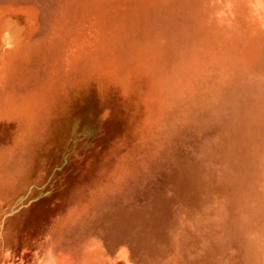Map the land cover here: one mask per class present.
Instances as JSON below:
<instances>
[{"label": "rangeland", "instance_id": "1", "mask_svg": "<svg viewBox=\"0 0 264 264\" xmlns=\"http://www.w3.org/2000/svg\"><path fill=\"white\" fill-rule=\"evenodd\" d=\"M0 264H264V0H0Z\"/></svg>", "mask_w": 264, "mask_h": 264}, {"label": "bare ground", "instance_id": "2", "mask_svg": "<svg viewBox=\"0 0 264 264\" xmlns=\"http://www.w3.org/2000/svg\"><path fill=\"white\" fill-rule=\"evenodd\" d=\"M170 1H171V0H170ZM53 6H54V5H53ZM51 7H52V6H51ZM58 11H59V10H58ZM49 15H50V14H49ZM66 20H67V18H66ZM66 20H65V21H66ZM81 20H82V19H81ZM57 21H58V20H57ZM63 22H64V21H63ZM72 22H73V21H72ZM77 23H78V22H77ZM81 24H82V23H81ZM170 25H171V24H170ZM66 26H67V25H66ZM68 26H69V25H68ZM68 26H67V27H68ZM73 32H74V31H73ZM152 41H153V40H152ZM151 43H152V42H151ZM153 43H154V41H153ZM150 47H152V46H150ZM146 48L148 49V47H146ZM144 49H145V47H144ZM146 51H147V50H146ZM146 51H145V52H146ZM153 52H154V51H153ZM199 53H200V52H199ZM143 54H144V53H143ZM147 54H149V52H147ZM201 54H202V52H201ZM145 55H146V54H145ZM149 57H150V56H149ZM146 58H147V57H146ZM193 58H194V57H193ZM140 59H141V58H140ZM142 59L144 60V58H142ZM145 60H146V59H145ZM141 61H142V60H141ZM147 61H148V60H147ZM193 61H194V60H193ZM143 62H144V61H143ZM143 62H142V63H143ZM197 62H199V61H197ZM191 63H192V61H191ZM190 65H191V64H189V66H190ZM148 66H149V65H148ZM193 67H194V66H193ZM193 67H192V68H193ZM203 67H204V65H203ZM150 68H151V67H150ZM231 68H232V67H231ZM185 69H187V68H185ZM185 69H184V70H185ZM151 70H152V69H151ZM187 70H188V69H187ZM188 71H189V70H188ZM172 72H173V71H172ZM191 73H192V72H191ZM225 73H226V72H225ZM209 74H210V73H209ZM229 74H230V73H229ZM175 76H178V75H175ZM210 76H211V75H210ZM200 77H201V76H199V78H200ZM134 78H135V77H134ZM136 78H137V77H136ZM212 78H213V77H212ZM174 79H175V78H174ZM200 79H201V78H200ZM179 80H181V79H178V81H179ZM129 82H130V81H129ZM205 82H206V81H205ZM214 82H215V81H214ZM217 82H218V81H217ZM223 82H224V81H223ZM223 82H222V83H223ZM207 83H208V81H207ZM173 84H174V83H173ZM195 84H196V83H195ZM195 84H194V87H195V86L197 87V85H195ZM214 84H215V83H214ZM174 85H175V84H174ZM174 85H173V86H174ZM178 85H179V84H178ZM178 85H177V86H178ZM211 85H212V84H211ZM215 85H216V84H215ZM179 86H183V85H181V83H180ZM175 87H176V85H175ZM204 87H205V86H204ZM204 87H203V88H204ZM217 87H220V86L218 85ZM173 88H174V87H173ZM173 88H172V91H173ZM183 88H184V87H183ZM199 89H200V88H199ZM218 89H219V88H218ZM176 90H178V88H177ZM196 90H197V89H196ZM201 90H203V89H201ZM187 91H188V90H187ZM197 91L199 92V90H197ZM217 91H218V90H217ZM128 92H129V91H128ZM128 92H127V93H128ZM173 92H174V91H173ZM179 92H180V91H179ZM183 92H184V91H183ZM204 92H205V91H204ZM165 93H166V92H165ZM165 93H164V94H165ZM177 93H178V92H177ZM180 93H181V92H180ZM193 93H194V92H193ZM193 93H192V94H193ZM171 94H172V93H171ZM184 94H185V93H184ZM200 94H201V93H200ZM200 94H199V95H200ZM203 94H204V93H203ZM206 94H207V93H206ZM168 95H169V94H168ZM173 95H174V94H173ZM173 95H172V96H173ZM193 95H194V94H193ZM165 96H166V95H165ZM169 96H170V95H169ZM172 96H171V97H172ZM201 96H202V95H201ZM201 96H200V97H201ZM183 97H184V96H183ZM185 97H186V96H185ZM179 98H180V97H179ZM194 98H196L195 95H194V97H193V100H194ZM168 100H169V98L167 99V101H168ZM202 100H203V99H202ZM165 101H166V100H165ZM165 101H164V102H165ZM172 101H173V103H174L176 100H175V101L172 100ZM183 101H185V98H184ZM203 101H204V100H203ZM168 102H169V101H168ZM190 102H191V101H190ZM194 102H195V101H194ZM204 102H205V101H204ZM177 103H178V102H177ZM182 103H185L184 105H186V101H185V102H182ZM187 103H188V102H187ZM195 103H196V102H195ZM178 104H179V103H178ZM205 104H206V103H205ZM165 105H166V104H165ZM171 105H172V104H171ZM174 105H176V104H174ZM179 105L181 106V103H180ZM187 105H188V104H187ZM180 106H178V107H176V108H179ZM200 106H201V105H200ZM64 107H65V106H64ZM174 107H175V106H174ZM182 107H183V106H182ZM176 108H175V109H176ZM187 108H188V107H187ZM200 108H201V107H200ZM165 109H166V106H165ZM169 109H171V108H169ZM169 109H168V110H169ZM173 110H174V108H173ZM180 110H181V109H180ZM188 110H189V109H188ZM190 110H191V109H190ZM164 111H166V110H164ZM170 111H171V110H169V112H170ZM181 111H182V110H181ZM174 112H175V110H174ZM182 112H183V111H182ZM184 112H185V111H184ZM189 113H190V112H189ZM177 115H178V114H177ZM179 115H180V114H179ZM181 116H182V115H181ZM188 117H189V116H188ZM186 118H187V117H186ZM184 119H185V118H184ZM182 123H183V122H182ZM180 125H181V123H180ZM171 154H172V153H171ZM202 177H203V176H202ZM178 182H179V181H177V183H178ZM166 205L168 206V204H166ZM145 206H146V205H145ZM162 208H163V207H162ZM162 208H161V210H163ZM165 209H166V208H165ZM159 210H160V208H159ZM163 212H164V210H163ZM163 214H164V213H163ZM154 217H156V216H154ZM168 222H169V221H168ZM160 224H161V223H160ZM162 224H163V223H162ZM166 231H167V230H166ZM152 232H153V231H152Z\"/></svg>", "mask_w": 264, "mask_h": 264}]
</instances>
